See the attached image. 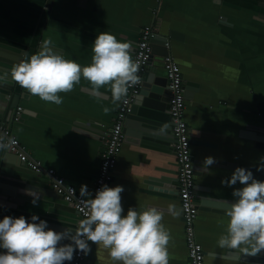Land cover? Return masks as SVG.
Returning <instances> with one entry per match:
<instances>
[{
  "label": "crops",
  "instance_id": "obj_1",
  "mask_svg": "<svg viewBox=\"0 0 264 264\" xmlns=\"http://www.w3.org/2000/svg\"><path fill=\"white\" fill-rule=\"evenodd\" d=\"M145 26L167 38L172 31L179 34V39L168 41L184 78L193 160L204 163L213 157L222 163L207 167L194 162L201 168L195 172L196 196L235 202L232 192L241 185L229 188L221 181L231 177L235 165L264 162V152L241 137L248 125L259 126L264 119V0H0V47L16 51L13 55L21 60L26 52L28 58L36 54L50 39L65 59L87 66L101 32L131 42L133 59ZM4 72L8 71L0 70ZM146 72L166 79L160 65L147 66ZM188 83L194 85L187 87ZM11 84L9 73L6 81H0V90H12ZM100 91L107 99L94 97L82 78L73 91L59 93L60 105L23 93L18 105L24 109L22 119L10 120L9 125L28 159L41 163L46 173L55 172L47 173L53 180L50 190L61 181L78 194L81 185L93 192L120 103L113 102L107 86ZM104 107L111 111L105 114ZM178 171L174 147L165 151L125 142L110 187H124L125 215L130 207L138 212L151 207L171 210L180 206L179 199L155 196L149 181L166 176L176 179L174 185L179 187ZM161 212L172 238L169 264H189L182 214ZM228 221L225 210L199 209L195 233L205 250L204 264H257L242 259L245 254L239 250L218 246ZM89 244L91 252L81 264H113L106 249ZM228 253L232 255H224Z\"/></svg>",
  "mask_w": 264,
  "mask_h": 264
},
{
  "label": "clouds",
  "instance_id": "obj_2",
  "mask_svg": "<svg viewBox=\"0 0 264 264\" xmlns=\"http://www.w3.org/2000/svg\"><path fill=\"white\" fill-rule=\"evenodd\" d=\"M42 42L41 49L14 65L11 81L40 100L60 105L59 93H68L82 78L91 85V94L100 99V89L107 86L113 102L126 101L129 89L140 82L139 64L132 59L131 42H121L109 32H101L92 44L91 63L81 66L51 46ZM9 72L0 74L6 81ZM108 114L111 109L104 107ZM15 141L0 136V151L10 148ZM264 161V158H261ZM206 157L204 165L215 163ZM264 168L258 167L257 170ZM235 202L227 210L229 221L226 233L217 244L220 248L239 250L256 257L264 252V181L256 179L251 170L237 167L231 177L221 184L233 188ZM123 186H102L94 198L82 200L85 218L80 220L73 235L71 231H56L36 215L29 222L24 216H5L0 220V264H65L72 261L77 251L88 255L89 242L107 250L113 264H169L170 232L165 228L163 213L155 207L138 212L130 207L124 214ZM80 196L93 197L87 185H81ZM38 198L32 201L36 205ZM39 221V222H37ZM64 240L71 242L62 244Z\"/></svg>",
  "mask_w": 264,
  "mask_h": 264
},
{
  "label": "water",
  "instance_id": "obj_3",
  "mask_svg": "<svg viewBox=\"0 0 264 264\" xmlns=\"http://www.w3.org/2000/svg\"><path fill=\"white\" fill-rule=\"evenodd\" d=\"M179 38V34L174 31L170 32L169 38L158 35L152 45L153 57L148 66L160 65L164 68V57L170 53V49L165 47L166 42L170 39ZM14 52L16 51L0 47L1 71L6 70L10 73L14 65L23 61L13 55ZM12 60L15 61L14 64ZM143 81V88L133 101L131 112L124 123L125 142L165 149V151H170L173 147L175 149L176 140L172 133L173 125L169 110L172 93L168 87L167 79L146 72L143 75ZM11 85L12 90H0V119L4 123L10 122L20 99L23 98V93H25V90L18 84L12 82ZM190 85L194 84L188 83L187 87ZM102 98L107 99L106 96H102ZM241 137L254 143L256 150L264 152V119L259 126L248 125ZM197 143L194 144L198 145ZM194 162L197 165L204 164L196 160ZM235 166L251 170L256 179L264 181V169L257 170L258 167L264 168V162L256 163L253 166ZM200 169V167L195 166V172L200 171ZM51 181L53 182L52 177H49L45 170L36 173L27 168V163L21 161L18 154L7 151L0 154V220L5 216L13 218L24 216L31 222V217L36 215L40 220L47 221L49 228L61 232L67 229L74 235L82 218L75 209V203L66 202L63 194L49 189ZM175 181L176 179L166 176L151 178L149 181L150 190L155 196L180 200L179 187L174 185ZM35 197L38 200L34 206L32 201ZM195 203L200 210L219 209L227 211L234 202L223 199L200 198L196 196L195 192ZM158 209L182 214L180 206L171 210ZM48 218L52 221H49ZM69 242L71 241L64 240L61 243ZM224 255L230 256L232 254ZM241 258L253 260L257 264H264V252L256 257L243 255ZM65 264H75L74 258L70 262L66 261Z\"/></svg>",
  "mask_w": 264,
  "mask_h": 264
},
{
  "label": "built area",
  "instance_id": "obj_4",
  "mask_svg": "<svg viewBox=\"0 0 264 264\" xmlns=\"http://www.w3.org/2000/svg\"><path fill=\"white\" fill-rule=\"evenodd\" d=\"M159 34L152 26H145L140 32L139 40L136 44V51L133 60L139 64L138 75L140 82L129 89L125 98L127 102L120 101L114 123L111 127L103 154L98 176L94 182L93 197H81L77 193L74 186H66L61 181L53 184V188L59 194H63L66 202L75 203V209L82 219L84 216V205L82 200L94 198L95 192L104 185L111 186L113 181V172L117 166L119 156L122 152L125 135L124 123L126 117L131 112L132 103L139 95L143 88V75L153 57V42ZM165 47L171 48L170 41L166 42ZM166 72L168 87L171 90L170 115L172 119V133L176 140L175 154L179 166L178 185L180 193V207L182 209V219L185 229V243L188 251L189 264H204L205 250L197 241L195 233V221L199 213V209L195 203V164L191 153V132L186 120V97L184 78L179 64L169 53L163 60ZM24 109L18 106L12 115L11 121L18 123L21 121ZM0 136L5 137V143L8 138L14 139L15 143L10 146L7 152L16 153L21 161L27 163V168L36 173L44 170L41 163L28 160L25 149L21 147L14 136L9 123H4L0 119ZM49 175L53 176L55 172L48 170ZM84 254L77 251L75 253V264H81Z\"/></svg>",
  "mask_w": 264,
  "mask_h": 264
}]
</instances>
